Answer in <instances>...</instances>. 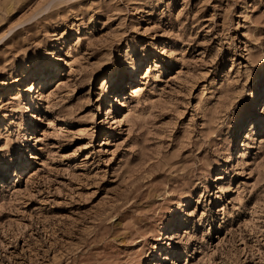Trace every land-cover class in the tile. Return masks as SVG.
Instances as JSON below:
<instances>
[{"label": "rangeland", "instance_id": "1", "mask_svg": "<svg viewBox=\"0 0 264 264\" xmlns=\"http://www.w3.org/2000/svg\"><path fill=\"white\" fill-rule=\"evenodd\" d=\"M256 87L264 0H0V264H264Z\"/></svg>", "mask_w": 264, "mask_h": 264}, {"label": "snow or ice", "instance_id": "2", "mask_svg": "<svg viewBox=\"0 0 264 264\" xmlns=\"http://www.w3.org/2000/svg\"><path fill=\"white\" fill-rule=\"evenodd\" d=\"M255 91L256 95L252 96L249 93L250 98L246 101H242V104L249 105V115L252 120L264 121V87H256ZM213 135H215V133H213ZM0 145H3L2 140H0ZM196 215H199V213ZM160 264H168V261L161 260Z\"/></svg>", "mask_w": 264, "mask_h": 264}, {"label": "bare ground", "instance_id": "3", "mask_svg": "<svg viewBox=\"0 0 264 264\" xmlns=\"http://www.w3.org/2000/svg\"><path fill=\"white\" fill-rule=\"evenodd\" d=\"M102 81L103 82L106 81V78H103ZM122 84H124V83H122ZM133 88H134V91L133 92H137L140 89L138 86H134ZM35 112H36V110H34L33 112H31L30 123L32 122L33 119L36 118ZM174 225H176V224H171V225H168V226L173 227Z\"/></svg>", "mask_w": 264, "mask_h": 264}]
</instances>
